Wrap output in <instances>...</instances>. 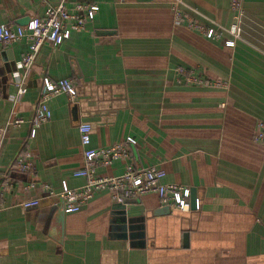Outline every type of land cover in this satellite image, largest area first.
<instances>
[{
	"label": "crops",
	"instance_id": "obj_1",
	"mask_svg": "<svg viewBox=\"0 0 264 264\" xmlns=\"http://www.w3.org/2000/svg\"><path fill=\"white\" fill-rule=\"evenodd\" d=\"M60 1L0 0V24L26 25ZM78 2L98 4L95 18L59 45L47 40L26 74L29 40L0 44V127L24 118L0 146V264H264V144L253 139L264 119V0H245L244 34L233 46L231 0L67 5ZM182 68L226 85L186 84ZM46 77L73 79L77 93L54 96L52 118L32 135ZM82 122L92 125V146L129 148L98 174L158 165L167 181L195 188L198 205L167 209L148 193L118 208L114 192L101 189L66 212L50 190L87 183L76 175L85 166ZM27 151L34 168L21 171L13 164ZM30 199L40 204L21 205Z\"/></svg>",
	"mask_w": 264,
	"mask_h": 264
},
{
	"label": "built area",
	"instance_id": "obj_2",
	"mask_svg": "<svg viewBox=\"0 0 264 264\" xmlns=\"http://www.w3.org/2000/svg\"><path fill=\"white\" fill-rule=\"evenodd\" d=\"M67 1L61 0L58 4L49 5L45 15L31 18L26 25L0 24V44H12L22 39L29 40V49L20 61L24 74L32 68L47 40H51L55 45L63 43L72 35L73 31L86 29L87 22L95 18L100 8L96 3L78 2L74 10H70ZM231 7L234 12V21L229 31L233 37L227 39L226 44L233 46L236 39L243 37L248 14L245 0H231ZM174 9L176 18L180 19V12L176 4ZM191 25L202 29L210 38L220 39L223 37L222 31H218L214 27L205 28L193 21H191ZM181 72L184 76L188 71L182 68ZM189 81L203 86L224 87L226 85L225 81H213L202 76L191 75ZM26 90V87L22 85L19 88V93L23 94ZM61 93H67L71 98L76 95L77 90L73 79L52 80L49 77L44 79L36 111L32 118L34 126L32 135L36 133V129L41 124L52 118L53 112L49 102L54 96ZM23 121L24 118L16 117L10 120L6 126L0 127V146L8 127L10 125H20ZM257 126L258 131L253 135V139L264 144V119L259 120ZM79 131L84 147L85 166L78 169L76 175L87 177V183L76 189L70 188L65 183L60 192L50 190L52 196H58L66 212L80 210L93 197L94 193L101 189L112 190L114 197L119 201H124L133 196L140 197L148 193H155L159 195L162 206H170L183 211L191 210L192 188L181 183L167 181L166 170L158 165L136 167L130 163L122 174L112 176L98 174L97 168L99 165L111 164L117 159L130 157L129 148L123 142L108 147L92 146V125L88 122H82L79 125ZM129 140L136 142L133 137H130ZM34 160L32 151H27L15 159L13 166L21 171H30L34 168ZM2 179L0 174V210L3 208L1 196L2 187L5 183ZM31 186H35V183H32ZM39 204L40 200L38 199L25 200L21 203L25 208Z\"/></svg>",
	"mask_w": 264,
	"mask_h": 264
},
{
	"label": "water",
	"instance_id": "obj_3",
	"mask_svg": "<svg viewBox=\"0 0 264 264\" xmlns=\"http://www.w3.org/2000/svg\"><path fill=\"white\" fill-rule=\"evenodd\" d=\"M20 22H23V20L20 21ZM197 200H198V196H197L196 189L194 188V189H192V193H191V201H192V206L193 207H195L197 205ZM125 202L126 201L124 200V201H122L120 203H117L116 207L120 208V207L124 206ZM166 207H167V209H170V206H166Z\"/></svg>",
	"mask_w": 264,
	"mask_h": 264
},
{
	"label": "rangeland",
	"instance_id": "obj_4",
	"mask_svg": "<svg viewBox=\"0 0 264 264\" xmlns=\"http://www.w3.org/2000/svg\"><path fill=\"white\" fill-rule=\"evenodd\" d=\"M183 69H185L188 72H190V73L186 72L185 75H184V81H185L186 84L187 83L193 84L192 82L189 81V79L191 78V75L192 76H202L201 74H198L195 69H192V68H189V69L188 68H183Z\"/></svg>",
	"mask_w": 264,
	"mask_h": 264
}]
</instances>
